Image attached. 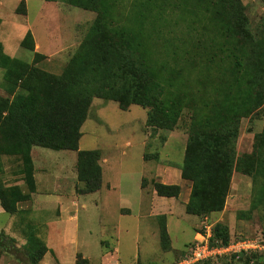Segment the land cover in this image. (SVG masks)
I'll return each mask as SVG.
<instances>
[{"label": "trees", "instance_id": "16d2710c", "mask_svg": "<svg viewBox=\"0 0 264 264\" xmlns=\"http://www.w3.org/2000/svg\"><path fill=\"white\" fill-rule=\"evenodd\" d=\"M66 3L96 13V18L61 74L38 66L47 56L36 51L31 31L21 47L34 52L32 63L9 56L0 42V69L4 70L8 93L7 97L0 95V156L15 157L20 162L18 174L26 186L24 189L21 185L0 183V205L9 215L21 212L19 204L30 201L37 191L34 147L77 151V193L88 195L102 188L100 151L79 149L82 128L94 99L114 101L123 111L133 105L148 109L146 123L154 130L174 131L184 111L178 87L171 78L163 76L153 57L146 29L149 21H163V4H156L157 0L140 1L131 11L132 21L125 26L115 24L122 17L117 12L119 0ZM179 3L184 12L198 18L208 14L214 23L217 39L210 64L216 63L219 53L226 54L222 63L212 64L218 77L213 99L205 104L207 115L197 116L189 129L181 167L182 179L192 183L186 213L204 218L223 211L233 175L239 173L251 178L254 198L251 208L238 213V218L250 219L254 211L264 207V128L255 133L250 153L240 154L237 143L243 119L264 118V32H252L242 0ZM17 12L26 14L24 0ZM154 189L158 196L166 198H178L182 192L179 185L160 182H154ZM160 220V241L167 250L170 237L166 216H160ZM26 232L23 251L27 262L40 264L49 248L32 226ZM231 239L228 225L214 226L213 242L228 245ZM261 256L244 255L238 260L203 264H233L239 260L261 264ZM76 264L90 262L78 254Z\"/></svg>", "mask_w": 264, "mask_h": 264}, {"label": "rangeland", "instance_id": "374dc122", "mask_svg": "<svg viewBox=\"0 0 264 264\" xmlns=\"http://www.w3.org/2000/svg\"><path fill=\"white\" fill-rule=\"evenodd\" d=\"M22 1L0 0V42L5 52L32 63L34 52L21 47L22 40L31 31L36 51L47 56L38 66L50 73L61 74L91 28L96 13L70 6L66 0H24L27 12L23 14L17 12ZM140 1L119 0L117 12L122 17L115 24L129 25L131 11ZM161 1L157 0L156 4L164 6L163 21H149L146 29L159 69L165 78L175 82L178 95L184 99L179 126L174 131L154 130L146 123L148 109L133 105L123 111L114 101L94 99L82 128L79 149L100 151L101 190L95 194L74 196V185L78 184L74 180L77 151L34 147L32 157L36 179L41 187L57 191L50 200L67 202L66 196H70L80 199L79 206L71 208L73 213L70 216L64 214L59 219L61 209L57 204L37 209L33 202L21 203L19 209L24 210L15 215L0 208V264H29L23 251L28 226L35 229L49 248L40 264H75L78 252L91 260V264H168L173 258L163 252L157 230L160 218L155 213L150 215L159 210L166 211L170 204L169 199L152 197L154 182L163 178L160 172L169 166L181 169L190 126L197 116L207 115L205 104L211 102L215 94L213 86L218 75L213 65L222 63L226 54L219 53L216 63L210 64L217 33L208 14L198 18L196 14L184 12L179 0ZM242 3L252 32H264V1L242 0ZM209 65L210 72L207 70ZM166 86L170 88L168 84ZM0 95L8 96L2 69ZM263 128L264 118L242 120L237 143L240 154L252 150L254 135ZM19 168L20 162L15 157L0 156V183L21 185L26 189L18 174ZM244 179L247 182L238 181L241 190L237 188L230 194V203L238 208L237 214L241 210L248 211L254 198L251 178L246 176ZM142 185L146 189L144 192L141 191ZM183 187L182 197H185L187 188ZM121 207L131 209L132 214L121 213ZM175 212L171 228L174 230L177 223L182 225L178 236L183 252L194 235L190 225L195 217L186 218L187 214L180 206ZM181 215L186 220L177 218ZM245 222L246 225L239 223V226L247 227L248 231H241L242 234L234 231L233 241L264 236V207L254 211ZM256 224L261 228L255 227ZM71 236L76 238L72 243ZM186 253L187 250L183 257ZM254 255H264V252Z\"/></svg>", "mask_w": 264, "mask_h": 264}, {"label": "crops", "instance_id": "0c3cea01", "mask_svg": "<svg viewBox=\"0 0 264 264\" xmlns=\"http://www.w3.org/2000/svg\"><path fill=\"white\" fill-rule=\"evenodd\" d=\"M33 151H34V148H33L32 152ZM251 151L252 150L248 151L247 153H250ZM104 161L106 162L107 160L104 159ZM47 172H49V171H47ZM160 173L163 174V178L158 180V181H156V182H160V183H163V184H166V185H179L182 189H184L183 185H185L186 188H187V191H186L187 194L185 195V197H182L183 196L182 192H181V194H180V196L178 198L161 197V198L170 200V201H168L170 203L169 206L165 209L166 211L159 210L158 212H152L150 214V215L154 216V213H155V216H158L159 218H160V216H166V226H167V231H168V234H169V237H170V247L167 250L163 249V252L169 253L170 255H173V258L168 262V264H174L175 262H177L178 260L183 258V255H184V253L186 252L187 249L184 250L185 252L184 251L182 252L180 250L182 244L179 242L178 233L182 232V227H181L182 225L180 226V224L177 223V225L174 227V230H173L171 228V221L174 219V217L176 215L175 211H177L178 206L183 208L185 210V212H186V205L188 204L189 199H190V195H191L192 183L182 179L181 169L177 168V167L169 166L166 169L161 170ZM241 177H243V178H241ZM244 178H246V176L241 175L239 173H234L233 179H232L231 192L232 191L234 192V190L237 189V188L239 190H241V186L242 185H241V183H238V181L242 180L244 182H247V180L244 179ZM47 179L49 180V178H47ZM74 180H75V182H78L77 175H76ZM36 181H37V191L32 195V199L30 201H27V202L35 203L37 209H39V207H41V209H43V208L48 207L51 204H57L58 207L61 209L60 215L57 216V219H59V218H62V216L64 214H66V216H70L73 213L71 211V208L79 206V200L80 199L79 198L75 199V198H72L70 196H66V198H68L67 202L63 201V199H60V202H58V203L55 202L54 203L53 200L52 201L50 200V197H53L54 192L57 193V191L54 188H53V192L49 188L45 189V188L40 186L38 179H36ZM251 185L253 186L252 181H251ZM7 186H10V185H7ZM76 186L77 185L75 184L74 185V193H75L74 196H76V197L84 196V195H78L76 193ZM145 190L146 189L142 185L141 186V191L144 192ZM231 192H230V194H231ZM95 193H97V192H95ZM95 193H92V194H95ZM156 195L158 196L157 192L153 188L152 197H155ZM230 197H231V195L228 196L226 207L224 208V210L221 211V212L212 213L210 216H208V219H209V222L211 224H213V225L214 224H218V223H224V224L228 225V227L230 229V233H231V238H232L231 240L233 241L234 233L237 232L239 234H242V233H240L241 231H244V230L248 231V230L246 229L247 227L243 228L242 226H239V223H241L243 225H246L247 223L245 221L247 219H238V214H237L238 208L237 207L235 208L233 206L234 203H230ZM70 199H72V200L70 201ZM234 201H236V199ZM27 202H25V203H27ZM70 202H71L72 205H69ZM231 202H233V201H231ZM159 203H162V202H159ZM46 205H48V206H46ZM61 205H63V206H61ZM64 205H66V206H64ZM83 207L86 208V205L83 204ZM0 208H1V210H3L1 205H0ZM158 208H161V206L158 207ZM20 210L22 211L24 209H20ZM130 211H131V209L126 208V207H121L120 208V212L121 213H128V214L131 213L132 214V212H130ZM241 211H239V212H241ZM185 216H187L186 218L195 217L194 221H192L191 225H190V227H192L194 229V235H193L191 241L189 242V244H187L189 246L195 240V237L197 236L196 233L201 227L203 217L189 215V214H187ZM180 217L183 220H186V219H184V215L177 216V218H180ZM70 219H72V218H70ZM211 219H214V220H212L213 222H211ZM248 221H250V220H248ZM160 223H161V221H160ZM255 227L261 228V226L258 225V224H256ZM238 228H239V230H237ZM159 229H160V225L157 228L158 234H159ZM233 229H235V230H233ZM262 230H263V228H262ZM234 231H236V232H234ZM72 239L75 240L76 238H73L71 236V243H72ZM159 239H160V236H159ZM176 244H177V246H176ZM103 245L105 246V244H103ZM186 248H187V246H186ZM78 254H80V252L76 253V258H75L76 260H77V255ZM82 256L84 258L83 254H82ZM261 257H262L261 258L262 261L260 263L264 264V255H262ZM84 259L89 260L88 258H84ZM90 261L91 260H89V262ZM237 262H239L241 264H244V262L242 260L235 261L233 264H235ZM75 264H76V261H75ZM90 264H91V262H90ZM136 264H137V262H136Z\"/></svg>", "mask_w": 264, "mask_h": 264}, {"label": "built area", "instance_id": "2783aa9c", "mask_svg": "<svg viewBox=\"0 0 264 264\" xmlns=\"http://www.w3.org/2000/svg\"><path fill=\"white\" fill-rule=\"evenodd\" d=\"M213 228L214 225L209 222L208 217H204L197 231V237L188 246L186 255L174 264L218 263L264 252V236L231 241L228 245H224L221 241H212Z\"/></svg>", "mask_w": 264, "mask_h": 264}]
</instances>
